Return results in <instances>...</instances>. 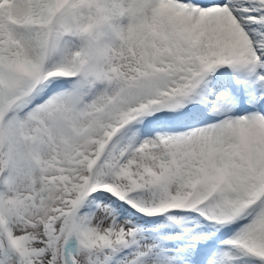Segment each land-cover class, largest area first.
<instances>
[{"label":"snow or ice","instance_id":"1","mask_svg":"<svg viewBox=\"0 0 264 264\" xmlns=\"http://www.w3.org/2000/svg\"><path fill=\"white\" fill-rule=\"evenodd\" d=\"M0 264H264V0H0Z\"/></svg>","mask_w":264,"mask_h":264}]
</instances>
